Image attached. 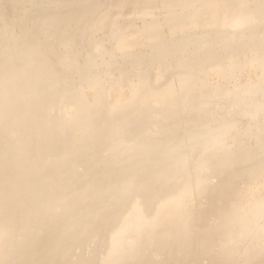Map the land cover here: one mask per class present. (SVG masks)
<instances>
[{
	"label": "bare ground",
	"instance_id": "1",
	"mask_svg": "<svg viewBox=\"0 0 264 264\" xmlns=\"http://www.w3.org/2000/svg\"><path fill=\"white\" fill-rule=\"evenodd\" d=\"M128 4L124 5L121 0H113L112 9L119 14L122 12H132L139 10L141 12H152L157 10V13L163 14L162 17L151 16L149 21L151 24H158L162 19H170L171 24L178 28L179 26L189 24L209 23L212 25H219L218 32L222 30H237L244 29L250 26L264 22V0H126ZM187 3L191 4L190 6ZM126 6V8H124ZM164 13H167L166 17ZM166 14V15H167ZM104 17H99L95 24L103 25L110 22L112 12H106ZM159 17V18H158ZM149 22H144L147 27V32L152 33L153 29ZM140 31V30H139ZM205 30H200L202 32ZM145 32V33H147ZM195 35L201 41L199 49L191 57L190 68H183L182 63L177 64L178 69L174 73H166L164 77L156 74V68H167L172 70L174 61L180 57L178 53L171 51L167 58L160 55L154 56L152 51V58L157 63V67L152 70L146 68H139L135 71H129L124 63L127 62L128 57H123L129 54L128 52H118L113 48L110 50H101V52L93 53L95 58H89L84 65L81 63L75 65V70H68L65 76L55 75L49 78L48 75L43 78L46 82L37 81L32 84L28 81V77L21 76L24 70V65L27 61H32L28 54H19L16 61L17 65L22 59L23 64L20 63L18 74L14 79H10V75L6 68L0 69V98L2 101L5 98V103L8 104L3 107L0 105V264H104L101 262V250H106L109 253L113 264H133L137 255L146 258H152L150 250L146 252L140 244V240L146 235L150 241L160 239V251L164 257L155 262L156 264H180L183 260L186 264H232L243 261V259H259L264 258V229L255 227L253 231L256 235L246 231L242 225L233 227L232 224L239 219L241 224L245 225H259V222L264 220V131L257 132L254 137L249 138V147L233 148L227 138H220L221 144L227 145V156H220L221 150L215 147V143L211 142L215 139L213 131L202 129L208 124L200 125L209 121L215 123L222 119H239V117L252 115L254 119H262L264 106L260 105L262 90L260 88L254 89V84L257 80H243V75L238 79L240 89L234 96L232 92L224 88H215L212 85V80L208 81L207 77H202L201 73L208 71H215L219 76L224 77L229 72L240 69L247 70L256 64L264 66V37L260 39H251L249 44H256L253 49L255 53L252 57H239L238 53L231 54L228 50L226 55H222L221 50L215 51L219 58L217 66H211L209 59H203L205 52H208L214 46H220L219 41L212 36ZM137 42L140 40L136 39ZM132 44V43H131ZM129 44H122L121 47H129ZM219 49V48H216ZM113 52L109 59H106L102 52ZM92 52H95L92 51ZM26 55V56H25ZM31 56V54H30ZM47 60L46 56H41ZM91 59V60H90ZM47 65H37L34 72H48ZM95 66V68H92ZM11 68V67H10ZM117 68L118 73L110 70ZM127 69V70H126ZM147 70V71H146ZM110 71V72H109ZM123 71H126L125 75ZM99 72L98 77L105 83V89L110 95L125 86L130 89L129 96L140 97L139 99L147 97L148 103L150 99H154L157 95V101L154 108L163 116L173 117V123L158 124L154 131L157 132L154 142L156 145L160 144V140L164 137L167 129L175 128L174 136L180 132L182 135H191L195 137V143L189 146H195V154L191 158L195 160L191 167L200 166L203 161L200 155L211 154L213 161L210 167L204 172L202 167L195 171L192 175L183 168H175L173 166H165L161 168L160 172L169 176L176 173L172 181L166 182L168 189L164 192L152 191V196L160 197L162 200L158 205H150L151 217L147 218L144 225L137 227L138 212L130 215L127 214V209L120 210L124 216L121 218L118 225L120 235L126 234L128 231L133 232L132 242L135 247L130 252L126 247H122L124 241L122 237L115 242L112 237L111 223L107 218L101 215L93 214L91 209H88V204L83 207L77 202L75 195L60 196L57 186H65L69 183L67 176L62 175V172L71 169L72 164H79L83 169H90L92 177L98 174L101 175L100 167H91L96 162L104 164L107 161L119 159L114 156L103 154L106 158L100 159L99 155L89 154L84 152L82 146L87 141L93 139L94 129L92 125L85 120L78 119L69 112L68 106L75 102L74 96L62 100L63 94H60L58 89L60 82L65 80H78L79 76L83 80L90 77V74ZM30 74V73H29ZM174 76V79H170ZM154 79V80H153ZM164 79V80H163ZM6 81L8 84L3 83ZM143 80L146 82H143ZM110 87L107 89V85ZM145 84V85H142ZM158 86L156 89L155 87ZM247 90V91H245ZM253 92V95H248V92ZM223 100H228L220 104L223 112L232 113L237 112V115H227L219 118L209 113L205 117L200 118V114L204 111L198 102L205 100L211 102L213 105L218 102L217 93ZM235 100L240 105H236L237 109H233L234 105L230 100ZM25 98H27L25 100ZM135 98L134 100H136ZM177 99L178 101L174 100ZM174 102H179L180 105L174 106ZM49 104V105H48ZM132 104L128 99L126 103ZM193 105V109H186L187 106ZM51 106L53 112L50 117H37L35 115L33 125H41L45 129V136H48L50 128H60L61 134L55 136V140L63 143L74 142L76 145L66 148V156L62 163L53 161L50 165L39 163V160L32 155L36 149L34 146L28 144V136L30 129L28 125L23 123V116L29 108L35 110L36 114L40 111H47ZM196 106V107H195ZM211 108V107H210ZM197 111V112H196ZM48 112V111H47ZM59 113L64 114V119H61ZM82 117V112L78 114ZM239 116V117H238ZM222 124L209 125L210 129H221L225 127H234L237 130L236 135L242 137L244 122H219ZM102 124L99 128H102ZM204 130L200 135L201 130ZM255 131H252L254 133ZM246 134V133H244ZM222 139V140H221ZM254 140V142H252ZM193 141V140H192ZM140 146L141 141H136ZM208 142H211L208 144ZM157 145V146H158ZM166 144L158 146L155 150L146 149L140 150L135 155L141 158L150 157L154 164L159 160V157L164 154V147ZM188 144H182L180 147ZM212 145V146H211ZM259 147L255 150L253 147ZM176 149L177 146L173 145ZM253 147V148H251ZM223 149H226L223 148ZM255 150V151H252ZM169 151V150H168ZM252 151V153H251ZM251 153V159L246 160L243 156ZM184 157L185 154H180ZM122 158V156L120 157ZM258 162V163H257ZM255 163L258 165L257 178L260 180V192H255V199L247 202L242 198L240 188L245 185L240 180L245 175L247 170ZM38 164V165H37ZM37 165V166H36ZM35 166V168H34ZM256 168V167H255ZM121 172V170L119 171ZM106 177V173L103 174ZM144 185L148 184L151 175L145 174ZM41 178L44 181L37 186V197L33 199L32 189L34 186V179ZM144 177V176H142ZM83 179V174L81 175ZM124 176L119 177L116 183L110 185V189H116L125 184ZM245 181V180H244ZM112 182H115L113 180ZM139 184L143 183L142 179L138 180ZM164 184V183H163ZM100 185V184H99ZM99 185L96 188L101 189ZM56 186V187H55ZM143 189L144 186H143ZM194 190L201 192L194 200L190 198V193ZM78 192L83 195V187H80ZM245 192H248L246 188ZM143 190L139 189L135 196L130 199H124L117 196L102 197L107 203L109 211H115L117 206L122 202L128 205H135V203L142 197ZM21 196V197H18ZM179 197L176 201L175 198ZM241 197V198H238ZM246 197V196H245ZM26 199L32 202L31 210L22 212L19 203ZM247 199V197H246ZM238 205L235 206L234 202ZM247 207L246 216L230 220L234 213L240 214L236 208ZM249 210H257L259 216L254 217ZM127 214V215H126ZM90 215L95 227L103 231L102 238L99 242H94L89 247L83 250V240L81 242L82 253L73 251L69 246L67 235H74L80 228L82 223L89 217L83 219V216ZM102 216V218H100ZM209 218H211L209 220ZM256 219L257 222L254 220ZM114 224V223H112ZM238 224V223H237ZM110 226V227H109ZM109 227V228H108ZM150 228L156 230L149 231ZM48 230V231H47ZM45 231H47L45 233ZM144 232V233H143ZM222 237L224 242L221 245L216 244L217 238ZM243 237V238H242ZM255 240V242H254ZM149 242V241H148ZM147 242V243H148ZM25 244L29 249L28 254L19 258L18 248ZM60 250V253H57ZM67 250V251H65ZM127 253V259L123 261L119 256L122 253ZM119 255V256H118ZM187 258V259H186ZM200 258H206V262L200 261ZM13 259L9 262L8 260ZM232 260V261H229ZM235 260V261H233Z\"/></svg>",
	"mask_w": 264,
	"mask_h": 264
},
{
	"label": "rangeland",
	"instance_id": "2",
	"mask_svg": "<svg viewBox=\"0 0 264 264\" xmlns=\"http://www.w3.org/2000/svg\"><path fill=\"white\" fill-rule=\"evenodd\" d=\"M121 2L124 5L128 4L126 0H121ZM112 3L113 0H0V69L6 68L7 70L5 71L9 72L10 79H14L18 74L20 63L23 65L24 63L21 59L19 61L20 63L17 65L16 61L13 59L18 60L17 56L19 54L29 53V57L27 58H30L32 61H27V65H24L25 71L21 72V76L28 77V81L35 84L37 81L41 83L44 81L46 82V79L43 78L46 75H48L49 78L55 75L65 76L69 68L70 70H75L76 63L79 64L82 62L84 65L89 61V58H95L93 53L101 52V50H110L113 48L118 52H128L129 54L123 57H128L124 65L129 71H135L140 67L143 69L146 68L147 70L155 69L157 63L154 62L151 56L152 51L155 53L153 57L160 55L162 57L165 56V58L169 56L171 51H175L176 53L180 52L178 54L181 56L175 59L174 63L176 64H174L172 70H167V68H156L158 69L156 74L164 77L168 72L174 73V71L178 69L177 64L179 63L183 64V68H190L191 60L189 59L194 56L195 51L199 49V44L201 43L195 33H197V35L212 36L221 44L220 46L212 47L203 55V59H209L208 61L211 66H217L219 63V58L216 56L217 54L215 51L226 48L225 46H227V48L221 50L222 55H226L229 50L231 54L238 53L239 57H252L255 53L253 47L256 44H249L250 40L252 38L260 39L264 37V22L244 29L222 30L221 32H218V30L223 28H220L219 25L215 26L209 23H201V21L199 24L183 25L176 28L171 24L172 20L167 18L162 19L158 24H151V22H149L152 19L151 16H163V14L157 13V10L151 13L133 10L132 12L124 11L119 14L113 11ZM187 5L190 6L191 4L187 3ZM124 8H126V6ZM106 12H112L113 15H116L110 17L109 25L95 24L97 19L100 16L104 17L103 15ZM166 14L167 13H164L167 17L168 14ZM144 22H149L150 25L148 27L152 26L153 29H151V31L154 30V32L148 33L147 28H145L147 26ZM202 29L205 31L199 32ZM136 39L140 41L137 42ZM122 44H129L130 46L121 47ZM94 50L95 52H92ZM112 53L111 51L102 52L106 59H109ZM41 56H46L47 60L43 59ZM40 64L47 65V73L45 71H33L34 68ZM92 68H95V66ZM110 71L118 73L119 69L114 68ZM123 73L125 75L127 74L126 71H123ZM229 73L230 75L227 73L222 77L219 76L215 70L212 72H203L201 76L207 77L208 81L212 80V85L215 88L227 89L235 96L239 92H243V89H240L238 80H236L237 77L239 79V77L243 75V80H257L254 84V89L260 88L262 94H264V66L256 64L250 68L247 67L245 71L235 69ZM98 74L99 72L92 73L87 79L83 77V80L80 76L78 80L67 81L64 79V81L57 84L59 86L58 91L60 94H63L62 100L74 96L75 102L68 106L69 112L78 119L82 118V120H85L92 125L94 129V137L82 146L83 151L89 154L99 155V158L102 160L106 158L103 154L114 157L117 156L119 159H114L110 161L111 163L107 161V163L105 162L104 164L100 162H96L95 165L92 164L91 167L98 166L101 171V175L98 171V174L93 177L90 169H83L79 164L74 163L71 169L62 172V175L68 177L69 183L65 186H56L60 196L77 194L75 195L77 202L80 205L83 203V207L88 204V209H91L93 214L98 213L101 215L102 211L104 213L103 217L107 218V221L111 223L112 237H115L113 242L122 237L124 241L122 247H126L130 252L135 248L132 242L133 232L128 231L124 235L116 233L119 232L120 225L118 224L124 216V214H121L119 211L127 209L128 214L132 210L130 215L137 211L139 214L137 218V227L144 225L146 219L151 217L149 206L158 205L162 200L160 197L152 196L151 192L166 191L168 189L166 182H170L177 177L176 173L169 176L161 173V168L165 166L183 168L184 171L194 175L195 171L201 167L205 172L214 160V156H211V154L200 155L199 157L203 161L200 163L201 165L191 167V164L195 161L191 158V155L195 154L196 145L193 147L189 145L195 143V137L193 134L182 135L180 132L176 134L177 136H174L177 130L175 128L167 129L164 137L160 140V144H157L158 146L166 144L163 151L164 154L159 157L157 162L151 164L152 160L150 157L141 158L135 155L140 150L151 149L153 151L158 148L154 142L157 135L154 128L160 123H173V119L176 116H163L154 108L157 95L158 97L159 95H163L159 94L160 89L157 94L153 95L154 99H150L148 103H145L147 97L142 98V100L139 99L144 95L138 98L134 96L130 97V89L127 86L117 89L119 91L115 92L113 95L108 93L107 96L105 83L98 77ZM170 79H174V76H170ZM143 82H146V80H143ZM3 83L8 84L5 80ZM157 87L158 86H156L155 89ZM108 88L110 87L107 85V89ZM248 95H253V92H248ZM135 98L137 99L134 100ZM217 98L218 102H215L213 105L211 102L205 100L198 102L201 108L204 109L199 116L200 118L205 117L209 113L219 118L225 116L224 113L227 112L221 110L220 104L228 100L221 99L219 92L217 93ZM26 99L27 98H25V100ZM128 99L132 101L131 105L126 104ZM174 100L178 101L177 99ZM261 100L262 101L259 103L264 106V95H261ZM230 102H232L230 105H234L233 109H237L236 105H240L235 100H230ZM1 104L5 107L8 104V100L5 103V98L3 101L0 98V105ZM173 105L178 106L180 103L174 102ZM193 108V105L186 107V109ZM47 111L44 112L42 110L36 114L35 110L32 111L29 108L26 110L23 116V123L28 125L30 129L28 144L36 148L32 152V155L39 160V163L43 162L47 165H50L53 161L62 163V160L66 156V148H73L76 143H63L58 141V139L55 140V136H59L62 131L58 127L50 128L48 136H45L44 127L38 124L35 126L33 125L35 115L39 118H48L51 116L53 112L51 106L47 108ZM80 111L82 112V117L78 116ZM238 111L227 113V115H237ZM261 115L264 120V112ZM58 116L64 119V123L66 122L64 114L62 116V114L59 113ZM237 121L244 122L242 137L236 135L237 130L234 127H225V125H223L221 129L214 130L209 128V125L222 124L219 122H224L225 124ZM102 124H107V126L103 125L102 128H99L97 132H95ZM204 124H208V126L202 129L208 128L209 132L213 131V134L217 135L211 142L215 143V147L220 150L222 149V154L220 156L223 157L227 156L228 144H221L219 141L220 138H226L228 134H230L227 141L233 148H245L249 147V138L254 137L257 132H261V128L264 131V124H262L260 120L254 119L252 115L239 117L236 121L228 118L215 123L205 121L200 127ZM252 131L255 132L252 133ZM203 132L204 130H201L200 135H202ZM137 140L141 141L139 142L140 146H138ZM211 142H208V144ZM252 142H254V140H252ZM182 144H188V146L185 145L184 148H182L180 147ZM173 145H176L178 149ZM225 147L226 149H223ZM253 147H255V150L259 148L257 145ZM181 153L185 154V156L181 157ZM251 153L243 157L248 161L253 160L251 159L253 157H251ZM121 156L122 158H120ZM257 163L247 170L245 174L247 175L246 177L243 176L240 178L245 187L240 188L239 193H241L242 198L247 202L255 199V192L258 193L261 189L263 191L260 180L253 178L257 177L259 170ZM120 170L121 172H119ZM104 173H106V177H104ZM147 173L151 175V178L149 177L148 184L144 185L145 174ZM82 174L83 179L81 178ZM123 176L126 178L124 179L125 184L121 186L120 189L116 188L111 190L110 185L116 183L119 177ZM139 179L143 180L142 184L138 183ZM113 180H115V182H112ZM34 181L35 183L31 184V186H34L31 193L33 199L37 197L38 184L44 180L38 177L34 179ZM95 185H99L101 189L96 188ZM143 186L145 189H143ZM80 187H83V195H80L81 192H78ZM246 188L248 192H245ZM139 189L143 190V195L135 205H128L120 201L121 203L117 206V209L115 208V211H109L107 203L102 198L112 195L130 199L135 196ZM200 194L201 192L194 190L189 196L194 200ZM178 199L179 197L175 198L176 201ZM18 205L22 212H26L31 210L32 202L24 199ZM234 205L237 206L238 202L235 201ZM236 209L240 211V214L234 213L230 220L246 216L245 210L247 207H237ZM249 211L254 217L260 215L257 210L254 212L253 210ZM86 217L88 218L83 222V226L82 223H80V228L74 235L66 236L70 248L73 251H78L77 255L82 253L80 251L82 240L84 250L86 247L92 245V243L99 242L103 235V231L95 227L90 215L83 216V219ZM100 218H102V216ZM210 219L211 218H209V220ZM254 221L257 222L256 219ZM232 225L233 227L243 225L246 231H251L249 233L256 235V232L253 231L254 226L264 229V220L259 222L258 226L256 224L251 226L241 224L239 219ZM153 230V228L149 229V231ZM47 231H45V233ZM155 231L156 230L153 232ZM159 240L160 239H154L150 241L146 235L140 240L138 239V244L142 247L141 249H144L146 252L150 250L154 260H152V258L137 255L133 264H156L155 262L160 261L164 257V254L160 251ZM222 242H224L222 237L217 238V245H221ZM19 247V258L28 254L29 249L25 247V244ZM57 253H60V250H57ZM99 256L102 259V263L113 264L110 259L111 256H109L106 250H101L100 255L97 257ZM127 256V253L123 252L119 257L125 261ZM11 260L13 259L7 262ZM200 261L205 263L206 258H200ZM127 264H129V262H127ZM180 264H186V262L183 260ZM232 264H264V258L261 257L254 260L243 259V261Z\"/></svg>",
	"mask_w": 264,
	"mask_h": 264
}]
</instances>
